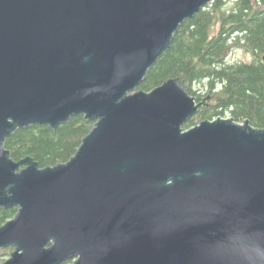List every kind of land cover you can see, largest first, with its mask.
Wrapping results in <instances>:
<instances>
[{
  "label": "water",
  "instance_id": "95a60500",
  "mask_svg": "<svg viewBox=\"0 0 264 264\" xmlns=\"http://www.w3.org/2000/svg\"><path fill=\"white\" fill-rule=\"evenodd\" d=\"M211 2L0 0V209H17L3 264H264V129L185 130L210 95L178 78L137 90ZM77 116L94 126L66 163L3 148Z\"/></svg>",
  "mask_w": 264,
  "mask_h": 264
},
{
  "label": "trees",
  "instance_id": "16d2710c",
  "mask_svg": "<svg viewBox=\"0 0 264 264\" xmlns=\"http://www.w3.org/2000/svg\"><path fill=\"white\" fill-rule=\"evenodd\" d=\"M172 43L148 71L138 91L150 92L169 79L197 101L192 88L202 85L211 98L185 125V130L202 120L230 115L234 122H248L264 129V0H213L180 25ZM251 60L230 62L233 51ZM206 95V96H207ZM94 122L72 117L55 131L30 126L8 137L4 147L14 161L30 157L40 168L66 163ZM17 209H0V226L12 219ZM67 260L62 264H71Z\"/></svg>",
  "mask_w": 264,
  "mask_h": 264
},
{
  "label": "rangeland",
  "instance_id": "374dc122",
  "mask_svg": "<svg viewBox=\"0 0 264 264\" xmlns=\"http://www.w3.org/2000/svg\"><path fill=\"white\" fill-rule=\"evenodd\" d=\"M228 60H230V62H233V61L248 62V61L251 60V57H250V55H247V54H245L244 52H242L240 50H236V51H233L231 53V55L229 56ZM192 90H194L196 92V94L198 96H200L202 99L207 95V91L205 89H203L202 85H196V86H194L192 88ZM193 97H195V96H193ZM223 118H230V115H226ZM236 123L241 124L242 121L241 122H236ZM12 249L13 248L0 249V264H3V262H5L6 260L8 261V259L10 257V254L13 252ZM71 264H72V262H71Z\"/></svg>",
  "mask_w": 264,
  "mask_h": 264
},
{
  "label": "flooded vegetation",
  "instance_id": "af4514ba",
  "mask_svg": "<svg viewBox=\"0 0 264 264\" xmlns=\"http://www.w3.org/2000/svg\"><path fill=\"white\" fill-rule=\"evenodd\" d=\"M202 100V98H200L198 101H196V102H199V101H201ZM208 102V101H207ZM205 103V107L204 108H208L209 107V105H207L208 103ZM200 110V109H199ZM205 120H207V119H205ZM203 121V120H202Z\"/></svg>",
  "mask_w": 264,
  "mask_h": 264
}]
</instances>
